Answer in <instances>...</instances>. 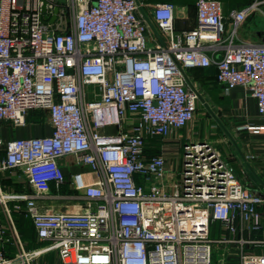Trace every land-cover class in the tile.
Returning a JSON list of instances; mask_svg holds the SVG:
<instances>
[{
  "label": "built area",
  "instance_id": "1",
  "mask_svg": "<svg viewBox=\"0 0 264 264\" xmlns=\"http://www.w3.org/2000/svg\"><path fill=\"white\" fill-rule=\"evenodd\" d=\"M262 5L233 12L227 31L223 4L198 0L197 26L183 33L175 30V6L158 5L154 19L168 42L150 45L137 0H0V123L24 125L30 111L43 110L52 128L50 136L10 140L3 157L0 151V174L25 168L33 188L22 198L25 214L47 244L18 261L0 256V264L42 253L64 264H212L213 244H239V264H264V252L254 250L264 241L245 238L264 228V196L214 146L184 144L181 178L171 183L165 157L145 154L147 139H166L194 121L202 96L192 69L215 66L218 83L248 90L264 119V43L238 39ZM130 115L134 123L122 131ZM107 127L118 133L101 134ZM70 155L102 175L91 184L75 176V190L94 208L40 213L36 201L65 184L58 160ZM217 222L230 237L211 239Z\"/></svg>",
  "mask_w": 264,
  "mask_h": 264
},
{
  "label": "crops",
  "instance_id": "2",
  "mask_svg": "<svg viewBox=\"0 0 264 264\" xmlns=\"http://www.w3.org/2000/svg\"><path fill=\"white\" fill-rule=\"evenodd\" d=\"M137 1L140 5L137 16L146 20L149 25L147 36L150 45L168 42L167 36L160 30L154 19V9L158 5L172 4L175 6L176 32H189L197 26L196 3L198 0ZM218 1L224 6L225 26L226 30L230 31L232 29L231 14L246 8L255 0ZM256 13H260L264 19L262 9L250 14L239 27L238 39L240 41L255 44L264 43V20L260 22ZM188 76L201 93L202 101L199 109L202 108V104H205L210 119L201 123L198 122V124L193 121L194 124H189L166 139L161 137L147 139L146 156L149 158L155 156L165 157L167 165L164 179L165 182L171 183V180L175 178L172 172L178 166L177 154L183 151L184 144L201 141L211 142L214 147V144H222L227 153V155H224L227 163L238 179L253 192L264 196V119L259 117L256 101L251 97L249 91L243 87H236L227 91L217 81V68L215 66L192 69L188 72ZM97 92L100 95L99 88H97ZM89 98H91V95H89ZM134 120L131 115L128 116L122 131L130 130ZM242 123H250L253 126L262 127L263 130L257 134L247 131L238 133L236 128ZM204 125H206L205 128H203ZM198 127L201 129L200 133L197 130ZM208 127L211 129H208ZM220 132L221 135H219ZM100 133L117 134L118 128L107 127L100 130ZM51 134L52 128L47 111H30L26 124L20 126H16L10 121H4L0 123L1 155L2 157L5 155V145L12 139L39 138ZM202 136L205 138H200ZM58 163L65 175L66 182L60 190H57L54 185L51 186L50 196L36 201L37 210L40 213L75 214L94 208L93 202L85 199L81 192L75 190V176H81L84 183L91 184L100 180L102 175L91 171L74 155L60 158ZM182 164L183 160L179 164V170L182 169ZM136 180L138 184L144 185V181L140 177H136ZM32 193L33 188L29 184L25 168L9 170L0 174V256L5 260L18 261V258L24 254L40 252L47 245L46 242L38 239L31 224V219L25 215L26 204L22 201V198ZM17 206H21L22 210H17ZM260 211H262L264 219V207ZM220 225L221 234L218 239L223 235L230 237L221 223ZM213 226H216V223L212 225L211 234L215 229ZM245 238L264 241V228L251 237L245 235ZM223 250L227 252L225 264H239V244H231L224 247ZM254 250L256 253L261 254L264 252V246L254 248ZM18 264L64 263L56 253H42L29 261L19 262Z\"/></svg>",
  "mask_w": 264,
  "mask_h": 264
},
{
  "label": "rangeland",
  "instance_id": "3",
  "mask_svg": "<svg viewBox=\"0 0 264 264\" xmlns=\"http://www.w3.org/2000/svg\"><path fill=\"white\" fill-rule=\"evenodd\" d=\"M260 9H262L264 11V6H262ZM256 14H257L256 15L257 17L259 16L258 19H259L260 22H261V20H264L260 13H256ZM87 91L88 92L92 91V87L91 86L87 87ZM201 107L202 108L199 109V111H198V113H197V115H196V117L194 119V123L196 122L198 124V122L201 123L203 121H206L207 119H210V118H208V113L209 112L207 110L206 105L205 104H202ZM192 123L193 122H191L190 124H192ZM211 124H213V123H211ZM205 126L206 125H204L203 128H205ZM208 129H211V128L208 127ZM197 130H198L199 133L201 132V129H199V127L197 128ZM219 135H221V132L219 133ZM199 136H198V138H199ZM200 138H205V137L202 136ZM209 143L211 144V142H209ZM214 145H215L216 149L222 154L224 160L227 162V159L224 156L225 154L227 155L224 146L222 144L220 145L219 143L214 144ZM182 159H183V151H180L177 154V160H176L177 163H178V166L176 167L175 171L172 172L173 176L175 175V178H174V181L175 182H178L180 180V178H181V175H180L181 174V170H179L178 167H179V164L182 161ZM236 169H238V168L236 167ZM220 226H221L220 223H216V226H213V227H215V229H214V231H212V234H211V239L212 240H217L220 237V234H221V232H220ZM223 248H224V246H220V245H217V244H213V260H212V264H219V262L223 258L222 255L223 254L227 255V252H225V250H223Z\"/></svg>",
  "mask_w": 264,
  "mask_h": 264
},
{
  "label": "water",
  "instance_id": "4",
  "mask_svg": "<svg viewBox=\"0 0 264 264\" xmlns=\"http://www.w3.org/2000/svg\"><path fill=\"white\" fill-rule=\"evenodd\" d=\"M60 3H64L65 0H58ZM45 9V7H44ZM58 8L55 9V15L53 16L52 20H51V23H54L55 22V19H56V16H57V13H58Z\"/></svg>",
  "mask_w": 264,
  "mask_h": 264
},
{
  "label": "trees",
  "instance_id": "5",
  "mask_svg": "<svg viewBox=\"0 0 264 264\" xmlns=\"http://www.w3.org/2000/svg\"><path fill=\"white\" fill-rule=\"evenodd\" d=\"M26 215V214H25ZM27 216V215H26ZM28 217V216H27ZM31 224H32V226H33V223H32V220H31ZM34 227V226H33Z\"/></svg>",
  "mask_w": 264,
  "mask_h": 264
}]
</instances>
